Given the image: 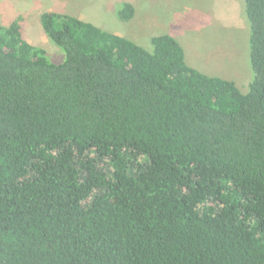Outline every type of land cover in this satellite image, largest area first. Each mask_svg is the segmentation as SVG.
<instances>
[{
	"label": "trees",
	"instance_id": "trees-1",
	"mask_svg": "<svg viewBox=\"0 0 264 264\" xmlns=\"http://www.w3.org/2000/svg\"><path fill=\"white\" fill-rule=\"evenodd\" d=\"M243 3L245 94L169 35L44 12L53 63L0 25V264H264V0Z\"/></svg>",
	"mask_w": 264,
	"mask_h": 264
},
{
	"label": "rangeland",
	"instance_id": "rangeland-1",
	"mask_svg": "<svg viewBox=\"0 0 264 264\" xmlns=\"http://www.w3.org/2000/svg\"><path fill=\"white\" fill-rule=\"evenodd\" d=\"M124 3L134 9L129 21L117 17ZM244 11L243 0H0V25L19 20L23 39L46 51L53 63L62 62L64 53L42 32L44 12L89 22L148 52L151 38L169 35L183 48L188 66L234 82L245 94L253 74Z\"/></svg>",
	"mask_w": 264,
	"mask_h": 264
}]
</instances>
